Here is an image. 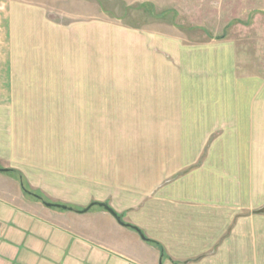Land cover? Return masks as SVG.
Listing matches in <instances>:
<instances>
[{
	"label": "crops",
	"instance_id": "crops-1",
	"mask_svg": "<svg viewBox=\"0 0 264 264\" xmlns=\"http://www.w3.org/2000/svg\"><path fill=\"white\" fill-rule=\"evenodd\" d=\"M116 2L0 0V264H264V0Z\"/></svg>",
	"mask_w": 264,
	"mask_h": 264
},
{
	"label": "rangeland",
	"instance_id": "rangeland-1",
	"mask_svg": "<svg viewBox=\"0 0 264 264\" xmlns=\"http://www.w3.org/2000/svg\"><path fill=\"white\" fill-rule=\"evenodd\" d=\"M116 1H118V0H104L105 4H103V7H100V9L104 8L107 17H110L112 19L122 18V20L124 22L129 23L130 22V17H129L130 8L125 9V6H123L121 8H118L117 10H115L117 8V6H121V5H118ZM114 4H116V5L114 6ZM91 8H96V7L91 6ZM209 8H211V7H206V9L210 12ZM146 13H143V12L140 13V15L142 17H139L138 19H140L142 22H146V19L149 18V15H148L149 13H147V14ZM119 16H121V17H119ZM202 16H204V15H202ZM203 20H204V17H203ZM204 23H205V21H204ZM111 62H112V60H110V56L107 55L106 64H109ZM45 200H48V199L45 197Z\"/></svg>",
	"mask_w": 264,
	"mask_h": 264
},
{
	"label": "water",
	"instance_id": "water-1",
	"mask_svg": "<svg viewBox=\"0 0 264 264\" xmlns=\"http://www.w3.org/2000/svg\"><path fill=\"white\" fill-rule=\"evenodd\" d=\"M3 170H7V169H3ZM36 196H37V195H36ZM43 203H44L45 205L49 206V207H58V208H62V209H73L72 207H69V206L64 205V204H60V203H52V202H48V201H45V200H43ZM94 205H99V206H101V207H104V208H105L107 211H109L113 216H115L116 219H117L120 223L124 224V222L121 220L120 215H118V214L114 211V209H113L111 206H109L107 203H103V202L92 203L91 205L87 206L86 208H84V209H80V210H78V211H79V212H86V211L90 210ZM141 235H142V237L144 238V235H143L142 233H141Z\"/></svg>",
	"mask_w": 264,
	"mask_h": 264
},
{
	"label": "trees",
	"instance_id": "trees-1",
	"mask_svg": "<svg viewBox=\"0 0 264 264\" xmlns=\"http://www.w3.org/2000/svg\"><path fill=\"white\" fill-rule=\"evenodd\" d=\"M7 171L10 172V173L16 174V176H18L19 179H21L23 189H24V191H25L28 195L33 196V197H35V198H37V199H39V200H45L44 197H43L40 193H36V192L30 190L29 187H28V185L26 184L24 178H23L19 173L17 174V172H16L14 169H8ZM36 195H37V196H36ZM70 207H71V206H70ZM72 208H74V207H72ZM132 227H134L135 229L139 230V229H138L137 227H135V226H132Z\"/></svg>",
	"mask_w": 264,
	"mask_h": 264
}]
</instances>
